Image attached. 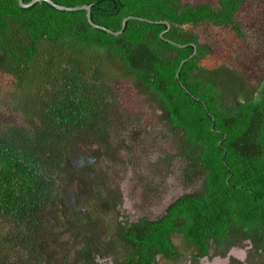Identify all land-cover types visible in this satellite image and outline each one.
<instances>
[{
    "label": "trees",
    "instance_id": "obj_1",
    "mask_svg": "<svg viewBox=\"0 0 264 264\" xmlns=\"http://www.w3.org/2000/svg\"><path fill=\"white\" fill-rule=\"evenodd\" d=\"M52 1L90 6L95 24L122 32L94 27L85 9L0 0V73L14 79L8 104L24 116L19 125L0 113V264H99L110 254L113 264H159L183 258L176 237L195 264L242 246L264 261V75L250 87L236 69L205 65L215 51L198 33L211 25L245 40L238 14L247 0ZM122 81L171 139L172 152L156 166L170 170L179 160L181 182L199 186L157 218L122 217L121 247L109 249L89 235L94 217L82 200L96 201L100 215L112 198L123 202L118 188L89 182L102 178L95 165L121 156L112 142ZM126 120V130L141 124L138 116ZM119 143L120 151L128 146ZM68 233L57 259L51 249ZM72 250L80 261H69Z\"/></svg>",
    "mask_w": 264,
    "mask_h": 264
},
{
    "label": "rangeland",
    "instance_id": "obj_2",
    "mask_svg": "<svg viewBox=\"0 0 264 264\" xmlns=\"http://www.w3.org/2000/svg\"><path fill=\"white\" fill-rule=\"evenodd\" d=\"M186 1L199 3L202 1L214 2L215 0ZM238 19L245 28L244 31L247 35L245 40L238 38L229 29H219L211 25L198 29L201 40L211 44L215 51L205 65L212 68L227 65L236 69L245 76L250 87H254L264 75V0H247L239 11ZM13 81L12 76L0 73V113L4 121L21 125L24 122V116L21 112H14L8 104L14 89ZM116 93L119 95L118 103L121 106L122 118L118 121L119 126L115 129L119 137H115L112 146L113 153L121 152V156L120 158L118 156L111 159L106 158L100 164L95 165L102 178L95 177L96 179L89 180V182L92 186L104 184L107 190L118 188L123 196V202L120 203V195L118 199L112 198L113 206L110 208V212L100 215L101 210H99L100 207L97 206L96 201L88 204L84 202L86 199L82 200L85 213L94 217V222L89 224L91 231L89 235L100 240L109 249L115 246L121 247V244L118 247L115 239V230L122 217L128 216L131 222H136L140 218H157L181 195L192 192L199 186L196 184L188 187L181 182L183 163L179 160H176L170 168V175H168L170 170L163 163L156 166L161 157L172 152L168 144L171 142L170 137L160 136L162 133H166L164 124L154 118L152 113H149L145 98L138 96L126 81L120 82ZM133 116L140 117L141 124L126 130L124 128V124L127 122L126 118ZM119 139L128 145L121 151ZM90 188L93 191V188ZM92 191L86 196H94ZM115 203H119V205L117 206ZM119 211L123 216H119ZM70 238V233L62 236L58 246L51 249L57 259L62 254H66L62 250V246L69 242ZM175 244L183 254V258L178 261L160 259L159 264L190 263L192 250L185 245L180 237L175 238ZM247 249L251 250V246L233 249L231 257L235 260L231 264H239V261H243L242 257L245 256V253L247 258L246 261L244 260V264H264L260 257L250 255L248 257ZM69 255V261H80L75 250H72ZM110 255L113 258V255ZM120 255H123V250H120ZM104 257L99 258V264H107V262L113 264L110 257ZM215 260L220 261V264H229L226 258L214 257L212 254L208 260L204 259V264H214Z\"/></svg>",
    "mask_w": 264,
    "mask_h": 264
},
{
    "label": "water",
    "instance_id": "obj_3",
    "mask_svg": "<svg viewBox=\"0 0 264 264\" xmlns=\"http://www.w3.org/2000/svg\"><path fill=\"white\" fill-rule=\"evenodd\" d=\"M20 2V5L22 7H25V8H28V7H31L33 6L34 4H36L37 2H47L51 5H53L54 7H56L57 9H60V10H67V11H74V10H79V9H85L87 11V17H88V21L91 25H93L94 27L96 28H100V29H103V30H106V31H109L110 33H114V34H120L122 31H119V32H112L108 29H106L105 27H102V26H99L97 24H95L93 21H92V18H91V7L90 6H82V7H65V6H61V5H58V4H55L52 0H32L30 3H24L23 0H19ZM131 18H134V17H129L127 19L124 20L123 22V28L125 27V24L126 22L131 19ZM142 19V18H140ZM147 21V20H146ZM169 27V23H166Z\"/></svg>",
    "mask_w": 264,
    "mask_h": 264
},
{
    "label": "flooded vegetation",
    "instance_id": "obj_4",
    "mask_svg": "<svg viewBox=\"0 0 264 264\" xmlns=\"http://www.w3.org/2000/svg\"><path fill=\"white\" fill-rule=\"evenodd\" d=\"M247 250H248V249H247ZM246 258H247V257H246V253H245V256L243 255V257H242L243 261H241V263H242V262L245 263V261H246L245 259H246ZM204 259H207V260H208V257L201 258L199 264H204ZM226 259H227V261L229 262V264H231V259H232V257H231V252L229 253L228 257H226ZM244 260H245V261H244ZM189 262H190L189 264H192V263H193V260L190 259ZM194 264H195V263H194ZM214 264H220V261L215 260V261H214Z\"/></svg>",
    "mask_w": 264,
    "mask_h": 264
}]
</instances>
